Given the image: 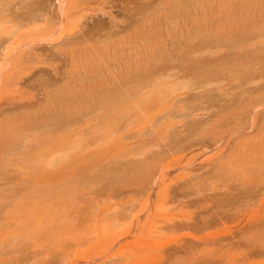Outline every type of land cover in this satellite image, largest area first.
Here are the masks:
<instances>
[{
  "label": "rangeland",
  "instance_id": "1",
  "mask_svg": "<svg viewBox=\"0 0 264 264\" xmlns=\"http://www.w3.org/2000/svg\"><path fill=\"white\" fill-rule=\"evenodd\" d=\"M60 1L0 0L3 21L31 17L61 36L36 44L43 62L30 86L65 84L63 53L75 49L76 124L109 93L120 112L108 133L76 135L63 181L0 180V264H264V0H100L87 11ZM182 120L210 146L194 161L174 155L146 193L133 168L181 140Z\"/></svg>",
  "mask_w": 264,
  "mask_h": 264
},
{
  "label": "bare ground",
  "instance_id": "2",
  "mask_svg": "<svg viewBox=\"0 0 264 264\" xmlns=\"http://www.w3.org/2000/svg\"><path fill=\"white\" fill-rule=\"evenodd\" d=\"M78 1L82 3V5L80 4L81 6H84L83 7L84 11H87L89 9L92 10L94 8V6L92 5L98 4L100 0H78ZM216 1L218 2V0ZM60 2H63V4L64 3L66 4L65 0L64 1L61 0ZM63 4H59V6L61 5L59 11L62 17L67 18L66 16V11H68L66 9L67 6H64ZM214 5L215 3L211 4V7H210L211 11H212V8H214ZM99 10L101 11L102 9L100 8ZM220 10H221V7H220ZM5 16H6V13H4V10H1L0 11V180L4 181L7 184H16V183L26 184L29 182L34 183V182H40L44 179H52V178H57L59 181L60 180L63 181V179L66 176H69L68 175L69 173H65L62 169L64 167H67L69 164L73 162L72 158L74 154H76L74 153L76 150V135L80 136V134L78 133L86 132L90 130V128H92L91 129L92 133L94 131L97 133V135H103L105 133L104 129L106 128L105 124H108L107 123L108 120L106 118H111L110 115L114 116V114H117L120 112L119 109L116 110L117 104L115 105L114 102L109 103V104H105L104 102H106L107 100L111 101L112 98L116 99V97H119V92L117 91L118 93H114V96L110 95L109 93L107 95L108 98L101 99L100 101H98L97 104H95V102L92 103V105L88 108V112L90 113L94 112L95 115H91L92 118L90 120L87 119L88 122L85 121L83 123L76 124L77 121H76L75 114L77 110L76 108V104H77L76 98L77 97L74 91V82L72 80L73 76L72 74H70L71 68L73 67L75 63L74 54L76 50L75 49H71L70 51L66 50L63 53V55L65 56L66 62L68 64L67 65V75H66L67 80L65 84L46 85V83H41L39 84L38 87L37 86L32 87L30 86L31 81L34 80L35 76L40 72V65L43 62L41 53L35 51L38 48L36 44L42 41V42H47L52 45H55L61 40V36L58 37V35H56L58 32L57 30L55 31L46 30L47 32L45 31L41 32L40 28L43 27V25L45 27L46 24L42 23L43 24V25L41 24L42 26H40V24L39 25L37 24V27L40 26L37 28L34 18L21 17V19L20 18L8 19L9 21L5 22L3 21L5 18H7ZM61 22H60V25L62 24ZM37 29L40 32H37ZM54 72L56 73L55 76L60 75V74H57L56 70H54ZM109 85L106 84L107 87H110L112 84L110 86ZM26 86L29 87V90H24ZM172 87H175V86H172ZM99 88L100 87H98V89ZM121 88L123 87L121 86L120 89L119 88L118 89L121 90ZM141 90L143 89H140V91ZM110 91L113 92L114 90H111L110 88ZM104 92L105 91H103V94ZM34 93L36 94L39 93L38 94L39 97H36ZM150 93L151 92H149V94ZM174 94L176 95L175 92L172 95L174 96ZM180 96L181 94L174 96L173 102L178 101L177 98H179ZM132 101H134V99ZM180 101L181 100H179V102ZM119 105L120 103L118 104V106ZM135 106L136 108L138 107V105H135ZM121 107L122 106L120 105L118 108H120L121 110ZM139 108H141V105ZM178 108H179L178 115L184 116L185 111H184L183 106H179ZM129 110H131L130 107H129ZM129 110L127 107V111L122 110L121 112L124 113V112H128ZM162 110L164 112L163 108ZM131 111L129 112L131 113ZM154 113H156V111ZM150 114L151 113H149V116ZM118 115L116 116V118H118ZM58 116L64 117V120H65V123L63 126L64 128H61V126L58 125V122H57ZM126 116H128V113ZM126 116L123 115L122 117H120V121H124L123 123H127V124L132 123L134 121V120L130 121L129 120L130 117L129 119L126 118V120H124V117ZM134 116L137 117V119L138 118L142 119L141 118L142 116L141 117H139L138 115L137 116L134 115ZM144 117L145 116H143V118ZM167 119L169 121V117ZM183 121L184 120L179 121L177 123L178 125L176 126V128L179 127V129L177 130L179 133L186 132L185 121L184 122ZM114 122L116 123V121ZM114 122L113 124H115ZM138 124L139 123H137V125ZM108 125L110 127L112 124L111 125L108 124ZM138 128H136L137 131H140L138 130ZM112 129L113 128H111L110 131ZM143 129H144V125L141 130L143 131ZM189 130L186 132L185 136L180 137L181 140L178 139V141L168 144L167 147L165 148V151L162 154H158V155L151 157L149 161L146 160L145 162L141 164L140 167H138V169H135V167L133 168V171L138 172V174H141V175H143L144 173L146 174L145 186H144V191L146 193H149L150 190L152 189V186L146 187L147 185L146 183H152L151 180L154 179L156 174H158V176L160 177H163L166 174L169 167H171L170 164L174 163L172 162L173 159H176L174 155L179 154V156H177V159H179L178 162L181 161L183 163L184 159L186 161H192L196 155L203 153L205 149H207L210 146V145H207L206 141L203 140V137H202L203 133L196 134L195 132L194 134H192V132H190ZM110 131L109 133H111ZM106 132H107V128H106ZM152 132H155L153 130V127H152ZM188 136H192V137L188 139L189 141L186 142ZM106 137H108V135ZM218 139L219 138H217L216 136V140L214 144H217L219 142ZM104 140L107 142V140L109 139L107 138L106 140L104 137ZM144 140L146 141V139ZM109 141L111 143V139ZM109 141L107 142V145ZM106 142L104 143L105 145H106ZM77 145L80 146L79 143ZM107 145L105 147L109 150V147L111 146V144L108 145L109 147H107ZM98 146H101V144ZM97 150L99 149L97 148L94 152L97 153ZM100 150L104 151V148H100ZM89 155L88 157L91 156ZM165 156L169 157L168 161H166ZM211 160H209V162L213 161ZM209 162L207 163L209 164ZM188 164L189 163H187V165H185L184 168L188 166ZM191 165L194 166V162ZM60 167L61 169H59ZM23 192L24 190H21V189L15 191L16 194L23 193ZM60 195L62 194L60 193ZM64 223L65 222H63L62 224L64 225ZM69 264H74V261H71Z\"/></svg>",
  "mask_w": 264,
  "mask_h": 264
}]
</instances>
